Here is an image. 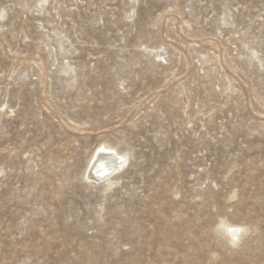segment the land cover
<instances>
[{
	"label": "rangeland",
	"instance_id": "rangeland-1",
	"mask_svg": "<svg viewBox=\"0 0 264 264\" xmlns=\"http://www.w3.org/2000/svg\"><path fill=\"white\" fill-rule=\"evenodd\" d=\"M0 264H264V0H0Z\"/></svg>",
	"mask_w": 264,
	"mask_h": 264
},
{
	"label": "bare ground",
	"instance_id": "bare-ground-1",
	"mask_svg": "<svg viewBox=\"0 0 264 264\" xmlns=\"http://www.w3.org/2000/svg\"><path fill=\"white\" fill-rule=\"evenodd\" d=\"M103 149H104L103 151L98 152L97 156L94 158V160L90 166L91 170L89 169L88 177H90V175L92 173H94L93 174L94 180H99L100 178H102L106 174V172H108L112 168L110 166L111 165L110 163L105 162V161L101 162L103 159L104 160L109 159V160L115 162V161H117V158H118V160L120 161L119 166H121L123 164V160L125 159V157H122L117 152H116V155L112 154L111 153L112 149L109 146L107 148L104 147ZM96 167H100V170H96ZM94 169H95V171H93ZM238 229H239V227H237V226H230L229 232L231 234H235V233H237Z\"/></svg>",
	"mask_w": 264,
	"mask_h": 264
}]
</instances>
